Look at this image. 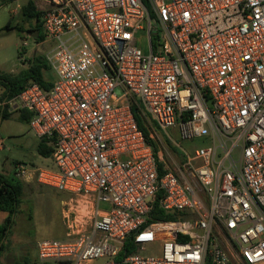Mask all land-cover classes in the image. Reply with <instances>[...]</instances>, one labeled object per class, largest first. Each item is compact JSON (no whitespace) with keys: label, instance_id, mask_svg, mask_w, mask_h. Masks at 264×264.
I'll list each match as a JSON object with an SVG mask.
<instances>
[{"label":"built area","instance_id":"built-area-1","mask_svg":"<svg viewBox=\"0 0 264 264\" xmlns=\"http://www.w3.org/2000/svg\"><path fill=\"white\" fill-rule=\"evenodd\" d=\"M46 1L53 86L0 87V126L27 111L53 148L54 168L15 176L69 194L39 262L118 264L133 235L123 264H264V0ZM133 104L180 159L156 154Z\"/></svg>","mask_w":264,"mask_h":264},{"label":"rangeland","instance_id":"rangeland-1","mask_svg":"<svg viewBox=\"0 0 264 264\" xmlns=\"http://www.w3.org/2000/svg\"><path fill=\"white\" fill-rule=\"evenodd\" d=\"M35 2L44 15L48 9H44L45 1L35 0ZM27 3L28 0H14V18L12 19H8L6 9H0V71H11L19 67L21 65L19 55L24 56L26 60L32 59L35 55L45 57L51 48V42L38 39L37 32L31 31L34 22L24 20L22 7ZM10 20L14 26L20 24L23 30L16 28L5 30ZM45 77L53 82L55 73L50 69L45 73ZM170 132L172 133V130ZM151 137L159 144L163 154L168 152L178 159L181 158L179 154H182L183 150L173 143L169 147L162 132L152 130ZM0 138L3 139V147L0 148V174L14 176L18 164L27 165L32 169L55 167L52 157H44L38 153L37 145L40 140L27 124L19 120L18 114L15 113L10 119L1 123ZM173 138L187 152H192L203 145L202 140L184 142L174 134ZM24 184L20 211L16 215L13 233L7 241H4L6 249L1 256L0 264H19L23 263L25 258H29L31 264H42L37 257V242L42 239L65 238L62 204L69 198V194L35 182H24ZM7 215L5 212H0L3 218ZM146 255H158L157 248L148 246Z\"/></svg>","mask_w":264,"mask_h":264},{"label":"trees","instance_id":"trees-1","mask_svg":"<svg viewBox=\"0 0 264 264\" xmlns=\"http://www.w3.org/2000/svg\"><path fill=\"white\" fill-rule=\"evenodd\" d=\"M12 0H1V5ZM22 14L26 22H34L32 30L37 32L38 39L45 40L42 27L43 12L38 8L35 0H28V3L22 7ZM23 30L20 24L14 26L12 20L7 24L5 30ZM21 53V52H20ZM50 70L47 59L43 55H35L30 60V65L27 69L14 75L6 72H0V87L4 90V98L11 100L17 97L22 91L32 82L39 84L43 89L48 90L53 86V82L45 78V73ZM133 113L136 117L140 129L143 131L147 141L151 144L156 152H159V144L151 137L152 130L159 131L155 122L151 119L141 104H133ZM11 117L10 108L7 106L2 113V122ZM31 120V114L27 111H21L20 121L28 124ZM169 147L170 142L167 141ZM38 153L44 157H51L53 148L47 144L45 140H40L37 145ZM24 182L19 180L15 175L9 176L0 174V211L7 213V217L2 225H0V263L1 256L5 251V242L13 233L16 222V215L20 211L22 197L24 195ZM158 217L155 216L154 220ZM165 220L173 219V216H166ZM136 244L134 236H130L126 241L124 248L117 257V263L123 264V259L135 253ZM24 262L19 264H31L29 258H25Z\"/></svg>","mask_w":264,"mask_h":264},{"label":"crops","instance_id":"crops-1","mask_svg":"<svg viewBox=\"0 0 264 264\" xmlns=\"http://www.w3.org/2000/svg\"><path fill=\"white\" fill-rule=\"evenodd\" d=\"M45 2H43L44 3V5H45V8L44 9H47V8H49V4L47 3V1L46 0H44ZM1 8H3L4 10L6 9V15H7V17H8V19H12V18H14V0H12V1H8V2H6V3H4L1 7H0V9ZM24 54H25V52H24ZM23 55V54H22ZM19 58L21 59L20 61H21V65L19 66V67H16L15 69H12L11 71H0V72H6V73H10V74H14V75H17V74H19L21 71H23V70H25V69H27L28 67H29V65H30V58H29V60H26V59H24V56H20L19 55ZM46 78V77H45ZM18 114V118H19V120H20V114H21V111H12L11 112V117L14 115V114ZM10 117V118H11ZM23 123V122H22ZM27 126L29 127V125L27 124ZM0 212H2V211H0ZM7 217V216H6ZM6 217H2V216H0V225H2L3 224V222L5 221V219H6Z\"/></svg>","mask_w":264,"mask_h":264}]
</instances>
